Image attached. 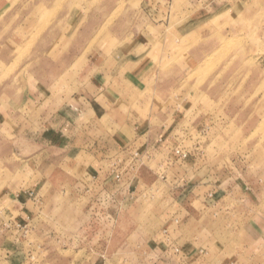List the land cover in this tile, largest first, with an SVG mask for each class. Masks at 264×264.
Instances as JSON below:
<instances>
[{
  "label": "rangeland",
  "instance_id": "obj_1",
  "mask_svg": "<svg viewBox=\"0 0 264 264\" xmlns=\"http://www.w3.org/2000/svg\"><path fill=\"white\" fill-rule=\"evenodd\" d=\"M211 2L218 5L213 13L200 10ZM0 9H4L0 14V30L20 43L12 44L10 64L0 65V73L3 72L0 84L5 88L13 84L16 87L18 82L25 86L29 71L37 73L32 76L37 82L71 85L76 83L79 69L87 73L93 67L91 58L97 52L106 56L104 53L116 48L118 40L128 38L124 44H130L132 37L158 25L170 36L174 28L180 27L183 35L190 24L192 29L197 27L194 40L203 36L204 41L202 44L197 41L196 46L209 49V55L191 75L182 77L181 89L187 90L186 97L193 105L190 117L212 128L208 138L192 130L196 142L206 149V155H200L196 163L202 167L196 182L215 186L198 187L197 201L184 203L190 194L186 183L192 180V174L180 173L179 179H184V184L175 188L179 183L174 186L175 172L167 173L168 169H161L162 163L157 161L145 165L139 156L133 155L131 200L127 204L114 202L117 195L108 189L99 190L98 179V184L81 201L67 194L63 201L58 197L51 204H43L38 196L34 204L38 219L17 222L19 208L10 192L14 184L13 166L21 161L16 155L18 147L7 138L5 144H0V246L22 245L30 264L50 260L61 264V259L90 260L102 255L92 251V244L113 242L117 247L128 239L136 248L129 252L132 262L129 264H153L159 254L147 252L146 243L150 242L152 247V243L163 238L172 245L171 235H160L161 231H167L166 218L192 208L198 214L195 227L215 233L198 237L200 257L208 252L207 248H212L215 261L221 247H227L232 255L240 248L241 258L247 248L251 251L255 246L253 251H261L257 257L264 258V232H254L252 216L240 213L253 210L240 205L243 194L240 183L250 187L258 182L257 185H262L257 187L262 199L259 211L264 217V0H0ZM16 9L22 12H14ZM28 12L30 19L26 17ZM23 21L21 28L19 24ZM78 56L81 59L77 61ZM62 71L64 75L60 76ZM33 78L31 82L35 84ZM84 81L88 83L89 77L85 76ZM133 110L144 119L150 115L149 108ZM79 145L83 146L82 138ZM76 147L70 150L74 151L68 162L70 182L82 180L88 173L93 177L90 169L96 162L89 154L77 155ZM57 156L54 153L52 157ZM160 160L165 161L166 157ZM28 175L27 172L21 175L27 185ZM105 176L101 177L105 178L103 182L119 180ZM164 181L168 182L166 186ZM78 216L80 221L76 220ZM208 258L212 260L211 256ZM256 263H264V259Z\"/></svg>",
  "mask_w": 264,
  "mask_h": 264
},
{
  "label": "crops",
  "instance_id": "obj_2",
  "mask_svg": "<svg viewBox=\"0 0 264 264\" xmlns=\"http://www.w3.org/2000/svg\"><path fill=\"white\" fill-rule=\"evenodd\" d=\"M213 4L214 2H211L200 10L213 13L218 9V5ZM1 10L4 9H0V14L4 12ZM18 10L14 12H22ZM28 13L26 17L30 19L31 13ZM24 23L25 21L20 22L19 26L24 27ZM192 27L193 24H190L186 28L188 30L183 31V35L180 27L178 30L174 28L170 36L167 35V30H160V25L154 26L152 31L148 28L132 37L130 44L126 45L124 42L128 38L117 39L116 48H110L108 53H104L106 56L97 52L91 58L93 67L87 73L83 68L79 69L76 83L71 85L58 86L54 81L37 82L38 80L32 77L37 73L31 71L26 72L30 77L26 80L25 86L18 82L16 87L13 84V87L5 88L4 84H0V144H5V140L11 138L13 144L18 147L19 153L16 155L21 161L13 166L14 184L13 191L10 192L14 204L19 208L16 215L17 222L22 220L34 222L38 219V213L34 210L38 196L39 199H43L41 200L43 204H51L58 197L63 201L67 198V194L81 201L96 182L98 184V179L99 190L108 189V192L117 195L116 198L114 197L116 200L114 202L119 205L127 204L131 200L129 189L132 186L131 165L135 163L133 155L139 156L145 165L149 166L150 163L157 161L162 163L161 169L164 167L168 169L167 173L175 172L177 180H173L174 186L179 182L175 188H178L182 182L184 184V179H179L180 173L187 171L189 176L192 174V180L189 179L186 183L189 184V197L187 201L185 197L182 198L179 201L180 205L184 201V203H195L198 187L203 189L215 187L213 184L198 185L196 182L197 173L202 171V167H198L196 163L200 155L201 157L206 155V149H202L200 142H196L192 132V130L199 131V136L208 138L212 128L204 121L198 122L197 119L194 121L190 117L193 105L189 97H186L187 90L181 89L182 77L191 75L205 61L210 51L202 45L196 46L197 41L202 44L204 39L201 36L200 40H194L196 37L194 29L197 27L193 29ZM12 44L20 43L14 42L0 30L2 67L10 64L13 59ZM79 57L76 58L77 61L81 59ZM62 73L63 71L60 72V76L64 75ZM0 75L2 76L3 72ZM85 76L89 77L88 83L84 81ZM31 78L36 82L35 84L31 82ZM134 107L149 108L148 119L138 116L139 113L134 112ZM154 109L159 111L154 112ZM186 124L189 126L185 127ZM81 138L82 147L79 145ZM74 146H77V155L89 154L96 160L94 168L90 169L93 171V177L88 173L82 177V180L69 181L68 162L74 152L70 150H74ZM177 149L187 154L188 159L184 161L178 157L175 154ZM54 153L58 155L55 158L52 157ZM164 157L169 163L160 160ZM117 169L122 172L120 180L112 183L103 182L105 178L101 180L105 175H112L114 179V171ZM26 172L29 174L28 185L24 179L21 180L22 173L24 175ZM162 183L166 186L168 182ZM257 183L255 186L253 182L250 187L240 183L243 189L240 205L245 204V207L247 205L253 209L247 212L240 209V213L242 212V215L248 213V216H252L254 232L260 234L264 232L262 227L264 217L259 211L262 199L257 191V187L262 185ZM48 216L53 218L51 214ZM196 217H198L196 210L191 208L179 213L178 216L166 218L164 228L167 229V233L161 231L160 235L163 237L171 235L173 244H167L163 238L152 243V247L149 245L150 242H147V248L144 249L155 255L159 254L153 264H264L256 263L264 258L257 257L261 251L260 249L258 252L253 251L255 246L251 251L247 248L241 258L240 248L235 251V255H232L228 253L227 247L224 249L221 247L215 261L212 248H207L208 252L200 257L202 253L197 246L198 237L202 234L210 236L215 233L205 227H195ZM76 220L81 219L78 216ZM91 248L92 251L100 252L102 255L90 260H86L85 257L61 259L59 263L129 264L132 263L128 257L129 252L136 250L128 239L117 247L110 242L106 245L92 244ZM118 252L123 253L122 257H119ZM109 253H115V256ZM251 253L252 255L249 256ZM209 256L212 260L208 258ZM142 258V261L145 260L144 257ZM45 263L58 264L51 260ZM0 264H30V262L22 245L15 243L6 248L4 245L0 246Z\"/></svg>",
  "mask_w": 264,
  "mask_h": 264
},
{
  "label": "built area",
  "instance_id": "obj_3",
  "mask_svg": "<svg viewBox=\"0 0 264 264\" xmlns=\"http://www.w3.org/2000/svg\"><path fill=\"white\" fill-rule=\"evenodd\" d=\"M175 154L178 156V157H180V158H182V159H186L187 157H188V155L187 154H185L184 152H182L181 150H179V149H177V150H175ZM114 174H115V177H116V179H121V177H122V172H120V171H114ZM18 227L20 228L21 226L20 225H18ZM165 233H167V231H165Z\"/></svg>",
  "mask_w": 264,
  "mask_h": 264
}]
</instances>
